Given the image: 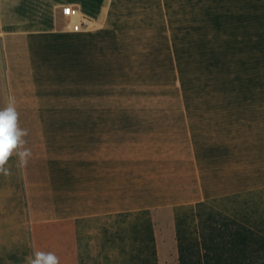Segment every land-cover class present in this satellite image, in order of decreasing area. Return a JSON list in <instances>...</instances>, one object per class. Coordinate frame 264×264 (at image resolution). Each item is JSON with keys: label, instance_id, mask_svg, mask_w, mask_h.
Returning a JSON list of instances; mask_svg holds the SVG:
<instances>
[{"label": "crops", "instance_id": "0c3cea01", "mask_svg": "<svg viewBox=\"0 0 264 264\" xmlns=\"http://www.w3.org/2000/svg\"><path fill=\"white\" fill-rule=\"evenodd\" d=\"M112 1L0 0V108L15 98L32 151L26 166L14 160L12 175L0 176V258L52 251L60 264H80L79 220L264 189V87L202 89L183 102H91L93 30L108 22ZM187 1L217 40L251 39L264 16V0ZM140 2L124 0V31L130 15L155 14ZM69 5L96 20L92 30H70ZM70 60L79 95L65 103L59 78Z\"/></svg>", "mask_w": 264, "mask_h": 264}, {"label": "rangeland", "instance_id": "374dc122", "mask_svg": "<svg viewBox=\"0 0 264 264\" xmlns=\"http://www.w3.org/2000/svg\"><path fill=\"white\" fill-rule=\"evenodd\" d=\"M140 3L145 10L155 7L156 12L139 18L130 15L126 21L130 30L124 31V0L112 1L113 13L108 22L97 21L94 27L96 61L91 63V102H183L203 97L197 94L202 89L264 87V16H257L249 31L251 39L217 40L211 32H202L200 8L188 5L187 0ZM61 23H66L64 18ZM243 34L237 32L238 37ZM233 42L240 44L217 45ZM64 73V79L59 78L64 101L74 103L79 94L71 60L66 62ZM80 82L82 90L89 85L87 78L86 84L82 78ZM257 208H264V190L205 207L191 205L157 213L84 219L78 224L83 263L124 264V255H119L124 232L130 236L150 229L157 264H179L180 229L198 235L210 212L234 216ZM30 254L28 250L0 258V264H24Z\"/></svg>", "mask_w": 264, "mask_h": 264}, {"label": "trees", "instance_id": "16d2710c", "mask_svg": "<svg viewBox=\"0 0 264 264\" xmlns=\"http://www.w3.org/2000/svg\"><path fill=\"white\" fill-rule=\"evenodd\" d=\"M261 190L264 189L216 198L196 206L239 199ZM80 239L78 231L80 264H84ZM121 240L124 245L119 247V255H124V264H157L155 239L150 229L130 236L124 232ZM178 242L179 264H264V208L244 210L234 216L210 212L198 235L180 229Z\"/></svg>", "mask_w": 264, "mask_h": 264}, {"label": "clouds", "instance_id": "9594fccd", "mask_svg": "<svg viewBox=\"0 0 264 264\" xmlns=\"http://www.w3.org/2000/svg\"><path fill=\"white\" fill-rule=\"evenodd\" d=\"M28 130L19 123V112L14 97H9L5 107L0 108V176L10 177L13 161L16 167H24L32 157L26 147ZM24 264H60V257L52 251H34L24 258Z\"/></svg>", "mask_w": 264, "mask_h": 264}, {"label": "built area", "instance_id": "2783aa9c", "mask_svg": "<svg viewBox=\"0 0 264 264\" xmlns=\"http://www.w3.org/2000/svg\"><path fill=\"white\" fill-rule=\"evenodd\" d=\"M63 15L68 19L72 32L90 31L93 29L94 20L80 12V9L72 5L63 8Z\"/></svg>", "mask_w": 264, "mask_h": 264}]
</instances>
